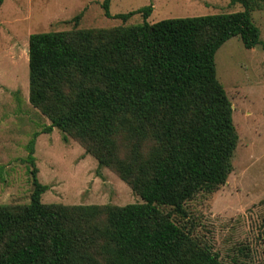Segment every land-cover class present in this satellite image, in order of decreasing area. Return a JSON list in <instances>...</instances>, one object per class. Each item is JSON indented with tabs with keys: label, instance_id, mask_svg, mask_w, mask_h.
<instances>
[{
	"label": "trees",
	"instance_id": "obj_1",
	"mask_svg": "<svg viewBox=\"0 0 264 264\" xmlns=\"http://www.w3.org/2000/svg\"><path fill=\"white\" fill-rule=\"evenodd\" d=\"M229 2L242 9L150 23L148 4L114 15L141 13L129 27L29 34L28 98L51 120L44 131L76 139L142 202L41 203L31 140L30 201L0 206V264H225L175 217L231 171L237 134L214 55L232 36L259 42L250 11L264 0Z\"/></svg>",
	"mask_w": 264,
	"mask_h": 264
},
{
	"label": "rangeland",
	"instance_id": "obj_2",
	"mask_svg": "<svg viewBox=\"0 0 264 264\" xmlns=\"http://www.w3.org/2000/svg\"><path fill=\"white\" fill-rule=\"evenodd\" d=\"M1 0L0 2V206L19 210L33 189L28 143L35 176L45 190V205H124L142 202L111 169L99 166L83 146L28 98V36L33 32L115 29L169 17L241 10L229 0ZM77 15L78 18H75ZM259 42L243 46L238 36L224 41L214 55L215 75L232 108L237 141L226 181L185 202L191 235L225 264H264V6L250 11ZM165 209V208H164ZM163 209V210H164ZM102 218V217H101ZM103 219V218H102Z\"/></svg>",
	"mask_w": 264,
	"mask_h": 264
}]
</instances>
